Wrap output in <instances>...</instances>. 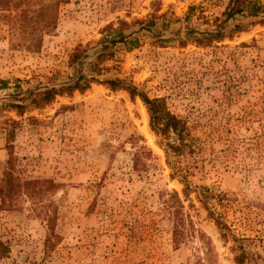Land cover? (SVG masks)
<instances>
[{"label": "rangeland", "instance_id": "374dc122", "mask_svg": "<svg viewBox=\"0 0 264 264\" xmlns=\"http://www.w3.org/2000/svg\"><path fill=\"white\" fill-rule=\"evenodd\" d=\"M227 3L0 0V241L10 247L0 264H237L234 241L200 200L203 186L218 194L211 209L264 264V23L237 15L228 29L244 30L196 40L217 29ZM150 20L155 26L142 28ZM113 29L134 32L139 45L118 44L106 75L165 98L192 128L195 147L176 161L188 194L140 97L93 83L31 102L43 86L69 80L76 47Z\"/></svg>", "mask_w": 264, "mask_h": 264}, {"label": "trees", "instance_id": "16d2710c", "mask_svg": "<svg viewBox=\"0 0 264 264\" xmlns=\"http://www.w3.org/2000/svg\"><path fill=\"white\" fill-rule=\"evenodd\" d=\"M52 4L48 3L42 7L44 12V26H50L54 16L51 13ZM225 19L217 23V29L212 32L202 33L201 37L196 40L201 44L208 45L211 41L222 40L226 36L231 35V31H241L245 27L238 23L235 28L228 29V21L230 19H237V15H243L245 18H258V22L264 23V3L261 0H228L226 9L223 12ZM155 22L150 20L145 23L142 28H153ZM49 30V29H47ZM231 30V31H230ZM134 32L125 33L122 30L113 29L102 38L95 46L76 47L69 55V65L73 69V75L69 76V80L57 86H43L34 93L32 103L36 106H41L50 103L56 95L63 93H72L76 90L86 91L93 83L103 84L111 90H126L131 97H140L146 105L150 115V127L158 135H161L166 141V152L168 163L172 166L173 172L182 174L184 180L187 181V174H185V167L181 164H176V161L181 162V157L193 150L196 144V138L192 134V128L188 121L171 111L168 104L163 97H150L146 92L140 90L131 80L120 76H107L106 74L114 68L108 66L107 61L114 59L116 54V46L124 43L129 47H137L139 45V38L133 36ZM30 44L29 48L39 49L41 41ZM6 84V81H1ZM23 105H15L20 107ZM174 158V159H173ZM180 159V160H177ZM172 159V160H171ZM6 182L12 184L13 176L9 170L6 171ZM194 188L190 183H186L185 193L188 194ZM1 192L4 196V203L7 201V191L2 188ZM11 193V190H10ZM200 200L209 209V214L218 228L221 231L222 237L232 239L234 245L232 250L236 252L234 257L237 264H258L254 256L247 250V247L242 243L241 239L237 237L231 227L225 221L223 215L217 211H213L209 205L213 198L218 197V194L213 192L209 187L203 186L198 192ZM174 206L176 208V227L174 229V240L180 243L185 237V223L184 216L181 214L180 198L175 192ZM3 204V203H2ZM1 206V205H0ZM10 253V247L3 241H0V257H7Z\"/></svg>", "mask_w": 264, "mask_h": 264}, {"label": "bare ground", "instance_id": "6f19581e", "mask_svg": "<svg viewBox=\"0 0 264 264\" xmlns=\"http://www.w3.org/2000/svg\"><path fill=\"white\" fill-rule=\"evenodd\" d=\"M147 133H148V136H149L150 140L154 141L155 138H154V136L152 134L149 133V130H147Z\"/></svg>", "mask_w": 264, "mask_h": 264}]
</instances>
